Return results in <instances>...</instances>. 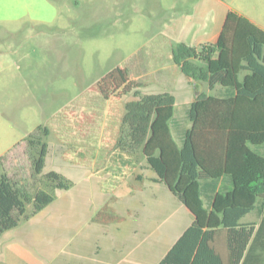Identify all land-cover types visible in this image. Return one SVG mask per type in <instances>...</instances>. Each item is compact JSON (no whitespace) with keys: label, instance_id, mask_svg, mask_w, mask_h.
Listing matches in <instances>:
<instances>
[{"label":"trees","instance_id":"trees-1","mask_svg":"<svg viewBox=\"0 0 264 264\" xmlns=\"http://www.w3.org/2000/svg\"><path fill=\"white\" fill-rule=\"evenodd\" d=\"M171 59L196 87L200 83L209 90L219 87L232 97L198 96L187 111L190 128L178 145L171 131L174 97L142 95L143 84L131 78L126 66H116L88 92L110 103L131 94L135 99L123 105V113H105L102 128L96 113L73 112L58 116L59 132L38 127L26 141L37 186L32 192L5 171L0 173V237L52 203L57 190L74 185L60 173L43 172L47 140L54 135L66 145L62 160L91 167L94 176L102 179L101 192L111 195L94 222L125 220L111 205L116 200L113 193L126 181L132 190H142L145 178L135 171L144 162L156 174L154 182L164 184L192 217L191 225L158 264H227L221 253L223 238L228 264H240L264 229V215L257 232L254 223H241L251 212L264 210V156L253 149L264 146V30L229 12L216 43L200 50L176 44ZM205 128L218 132L211 146L204 142L203 150L199 141ZM71 132L76 135L73 142L68 141ZM84 139L89 142L80 147ZM221 177L229 179L231 189L217 193L207 210L202 182Z\"/></svg>","mask_w":264,"mask_h":264},{"label":"rangeland","instance_id":"rangeland-1","mask_svg":"<svg viewBox=\"0 0 264 264\" xmlns=\"http://www.w3.org/2000/svg\"><path fill=\"white\" fill-rule=\"evenodd\" d=\"M221 1L264 29V0ZM156 15L149 0H38L31 5L0 0V173L5 171L17 185L32 192L37 186L26 141L38 127L59 132L58 116L73 112L96 113L102 128L105 113H123V105L134 98L131 94L110 103L88 91L116 66H126L131 78L145 82L131 59L145 55L158 34L161 23ZM152 89L142 87L140 93L149 94ZM155 90L162 92L158 87ZM182 109L177 107V113ZM70 126L73 132L75 126ZM72 132L69 142L76 136ZM47 142L50 164L57 163L61 175L73 182L61 171L68 164L53 160L61 157L66 145L54 135ZM87 142L82 140L80 147ZM253 149L264 156V146ZM48 170L46 164L43 172ZM125 185L127 181L115 190L113 196L119 199L111 203L125 220L109 223L98 233L100 223L93 218L104 205L91 217L96 206L92 199L80 207L58 200L57 191L70 189L57 190L53 202L44 208L46 212L26 220L34 228L49 226L43 242L48 253L44 264H73L75 245L84 244L88 237L91 243L104 245L106 238L101 234L105 231L109 238L121 240L124 245L119 247L126 250L132 248L133 240L147 245L153 238L165 237L170 229L184 226V207L164 184L144 185L138 192ZM26 221L14 229L27 227ZM81 255L88 259L87 252Z\"/></svg>","mask_w":264,"mask_h":264},{"label":"crops","instance_id":"crops-1","mask_svg":"<svg viewBox=\"0 0 264 264\" xmlns=\"http://www.w3.org/2000/svg\"><path fill=\"white\" fill-rule=\"evenodd\" d=\"M36 2L38 0H11V3L15 5H31ZM149 5L154 7L158 14L156 16L160 17L156 21H159L161 25L158 34L144 53L145 55L131 59L133 60L132 66L136 70L142 71L140 80L146 79L145 82H141L143 87H153L152 90H148L149 94L145 95L169 93L174 97V121L171 131L176 143L180 145L184 132L190 128V123L187 120V111L198 96L202 95L223 100L232 97L233 94L219 87L209 90L204 83L198 84L199 86L197 87L193 85L185 75L179 72V69L172 62V48L176 44L183 43L200 50L206 44L216 43L229 12L235 13L239 18L244 19L261 30L264 29L252 20L236 13L230 5L221 0H149ZM146 64H149L148 68H145ZM156 87L161 89L162 92H157L155 90ZM132 99L134 100L135 98ZM179 106L183 108L181 113H177V107ZM216 115L221 116L219 113H216ZM210 131L206 128L202 130L203 138L199 141V147L203 150L206 148L204 142L209 143L211 146L218 132ZM48 156L45 160V165L47 164L50 167L48 171H56L62 174L58 170L56 163L58 160L64 162L61 157L53 158L56 163V166H54L50 164V156ZM67 164L69 167H62L63 170L61 171H64V174L68 178H71L75 185L72 190L57 191L58 200L64 201L73 207H80L87 205L89 200L92 199V201L96 202V206L91 213L92 217L94 211L100 209L109 199V196L100 190L102 179L94 176L91 168ZM141 167L137 168L135 173L143 175L145 181L148 182L144 183V188L148 185L156 186L162 184L154 182L157 176L153 171L152 174L149 169L145 168L144 162L141 163ZM230 189L231 183L226 177H221L214 181H203L201 196L204 207L210 210L211 201L215 195L217 193H225ZM116 199L118 200L119 197L116 196ZM45 209L40 211L37 216L46 212L47 209ZM184 212V226L181 229L179 227H175L176 229L172 228L165 237H159L158 241L153 238L147 245L133 240L132 248L127 247L125 250L123 247H119L120 244L124 245L121 240L117 239L115 241L113 237L109 238L108 231L101 234L106 238L103 240L104 245L91 243V238L88 237L85 239L84 244L78 243L72 249V258H75L73 264H158L178 238L191 225L192 217L185 207ZM263 215L264 210L261 212L255 210L245 216L241 220V223H254L255 232H257L262 223ZM37 216L34 218H37ZM50 221H52L51 216ZM29 222L31 220L25 223L27 227L23 228L20 226L17 229L2 234L0 237V264H41V262L44 264V254L48 257V253L43 247V242L47 232H50L48 230L49 226L40 225L39 228H34L31 225H27ZM36 222L40 224L39 220ZM24 225L22 224V226ZM109 225L111 224H98L96 226L97 233ZM222 240L223 247H220L221 253H223V259L228 264L229 259L225 248V239L223 238ZM252 242L253 239L250 245ZM83 246L85 249H83ZM86 252L88 253V259H84L81 255ZM77 258H79L78 262ZM240 264H264V229L261 231L259 238L255 240L250 252L248 250L245 252Z\"/></svg>","mask_w":264,"mask_h":264}]
</instances>
